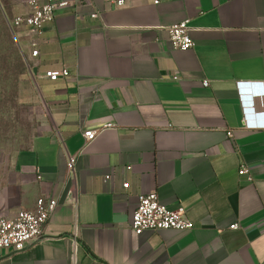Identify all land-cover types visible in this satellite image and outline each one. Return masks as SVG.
Instances as JSON below:
<instances>
[{
  "label": "crops",
  "instance_id": "1",
  "mask_svg": "<svg viewBox=\"0 0 264 264\" xmlns=\"http://www.w3.org/2000/svg\"><path fill=\"white\" fill-rule=\"evenodd\" d=\"M86 1L16 29L19 98L39 127L0 174V217L39 198L57 206L41 238L0 251V264H264V0ZM184 20L193 45L177 50L166 28ZM150 192L193 229L131 233Z\"/></svg>",
  "mask_w": 264,
  "mask_h": 264
},
{
  "label": "built area",
  "instance_id": "2",
  "mask_svg": "<svg viewBox=\"0 0 264 264\" xmlns=\"http://www.w3.org/2000/svg\"><path fill=\"white\" fill-rule=\"evenodd\" d=\"M115 6H121L122 0H113ZM71 4L80 7H88L86 0H43L37 2L30 0L27 5L32 9L28 14L14 16L8 21L10 29L20 27L33 31H40L44 26L52 22L59 11L67 9ZM96 13H90V18H95ZM169 45L177 50H188L193 42L189 34L188 20H184L173 26L166 28ZM36 52L31 53L35 56ZM66 70L50 71L44 74V77L55 81L58 78L67 77ZM202 85L205 87L206 82ZM110 124H103L100 129L108 128ZM99 129L84 131L82 137L85 143L92 141ZM75 158L68 156L66 158V171L73 174ZM246 173V168L241 167L239 175ZM123 189L127 184L122 185ZM57 206L56 199L39 198L35 202L32 211L19 210L11 219L0 217V251L19 252L28 244L39 240L42 236V229L47 224L51 214ZM237 224H232L229 229H237ZM193 224L186 218L181 209H171L161 204L155 192L141 194L137 197L136 207L131 215L129 230L133 234L142 232H156L163 230H172L178 232L190 231Z\"/></svg>",
  "mask_w": 264,
  "mask_h": 264
},
{
  "label": "rangeland",
  "instance_id": "3",
  "mask_svg": "<svg viewBox=\"0 0 264 264\" xmlns=\"http://www.w3.org/2000/svg\"><path fill=\"white\" fill-rule=\"evenodd\" d=\"M12 3L0 0V174L10 170L13 156L27 147L39 127L37 112L19 98L26 65L17 36L7 25Z\"/></svg>",
  "mask_w": 264,
  "mask_h": 264
},
{
  "label": "trees",
  "instance_id": "4",
  "mask_svg": "<svg viewBox=\"0 0 264 264\" xmlns=\"http://www.w3.org/2000/svg\"><path fill=\"white\" fill-rule=\"evenodd\" d=\"M10 19H11V18H10ZM10 19L8 18L7 21H10ZM7 25H8V24H7ZM8 27H9V26H8ZM8 27H7V28H8ZM9 29H10V28H9ZM9 29H8V30H9ZM15 30H16V29H13V28H12V29H10L9 31L15 36V35H16V31H15ZM23 59H24V57H23ZM24 63H25V60H24Z\"/></svg>",
  "mask_w": 264,
  "mask_h": 264
}]
</instances>
